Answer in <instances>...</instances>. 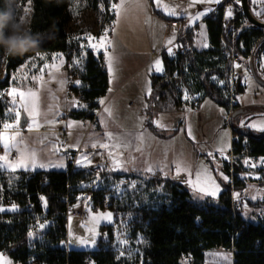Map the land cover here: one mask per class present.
<instances>
[{"label":"trees","instance_id":"16d2710c","mask_svg":"<svg viewBox=\"0 0 264 264\" xmlns=\"http://www.w3.org/2000/svg\"><path fill=\"white\" fill-rule=\"evenodd\" d=\"M20 1L21 6L16 11L18 19L28 0ZM73 3L74 0H32L29 26L38 44L24 56L7 59L0 48V64L4 58L7 71L6 79L0 82V91L10 85L12 73L32 58L42 54L62 53L66 60L65 68L69 70L68 64L81 56L82 48L79 42L72 41L67 30L72 20ZM93 3L96 7L98 2L94 0ZM8 6V0H0V11H7ZM249 7L252 10V0H249ZM106 9L108 13V4ZM154 11L162 16L157 9ZM110 20L112 24L113 12ZM204 24L209 49L195 50L194 32L183 33L182 52L175 56L163 52L161 57L164 73L151 77L152 92L146 99V123L157 136L170 138L178 133L177 128L169 134L163 133V129L154 125V119L160 114L183 107L184 90L187 88L192 93L202 94L201 98L193 101L192 107H198L204 99L209 98L227 112L230 111L227 97L229 64L221 56L222 35L242 58L251 54L264 55V28L251 25L242 12L235 20L229 22L224 33L221 31L220 17H207ZM249 66L255 78L260 81L256 69L253 68L254 64ZM214 78L224 81L225 87L218 85ZM108 79L103 55L87 51L83 73L79 77L78 86L74 88V93L84 106L79 110L73 108L69 114L71 118L96 121L101 108L98 101L108 93ZM236 87L240 94L245 90L240 80ZM5 111L6 106L0 102V116H3ZM237 111L236 109L233 112L229 126L225 124L231 128L233 135L238 137V140L233 142V153L243 152V141L247 138L250 143L249 154L254 158L263 157L264 133L251 134L240 128L235 117ZM236 162L233 165V176L230 162H224L219 169L217 164L212 165L216 177L221 180L223 190L217 198L203 196L201 201L195 199L192 189L173 176L166 177L159 171L138 176L145 180L147 191L159 189L161 192L160 195L155 196V192H152L146 196L148 202L141 197L138 199L135 194L129 201L131 206L125 204L120 207L122 212L131 217L129 225L132 235L140 234L145 241L142 246V264H186V256L191 257L193 264H205V253L213 250H233V264H264V226L257 220H243L240 212L234 216L230 195L231 181L225 182L219 176V170L223 171L229 179H233L236 190H247L255 180L243 177L240 174V163ZM30 172L32 177L28 178L27 174ZM112 176L119 180L129 178L116 174ZM129 179L131 180V177ZM106 181L105 178L104 184ZM93 182L92 174L85 170L71 172V165L65 170L14 173L0 170V206L14 202L18 208L15 212L0 213V253L7 255L16 264H85L88 258L92 260V264H131L118 259L113 249L104 247L102 240L98 241L95 251L72 250L64 246L68 232V204L76 205L78 196L84 193L81 187H90ZM103 185L96 191L88 192L93 210L108 209L115 213V207L106 199L108 189L102 188ZM39 193L43 195L46 206L43 208L39 204L36 212H30V206L37 202ZM136 199L138 203L135 205ZM262 204L263 201H249L251 206L260 207ZM45 222H50L48 228L33 239V226ZM109 228L111 227H104L110 232ZM240 230L242 232L238 234ZM110 236L112 239V234Z\"/></svg>","mask_w":264,"mask_h":264},{"label":"rangeland","instance_id":"374dc122","mask_svg":"<svg viewBox=\"0 0 264 264\" xmlns=\"http://www.w3.org/2000/svg\"><path fill=\"white\" fill-rule=\"evenodd\" d=\"M91 1L87 2L86 0H74L73 8L71 10L72 20L67 28L68 33L71 35V40L79 42L80 46L84 45V47H81V56L75 58V60L72 61L71 66L68 67L71 71H68V69H66L67 78L68 75L71 74L72 70L74 69V73L72 74L76 82L79 81V77L83 73V64L86 59V52L91 50L90 47H87L88 34H91L92 36H95L97 38V36H100V34L104 32L105 28H108V30L111 29L112 31L110 36H138L140 38L138 44L140 45L143 51H147V54L154 46L149 33V28L151 27V24L148 23L149 17L146 9L148 2L146 0H140V5H138L135 0H126L124 4V12L119 18L114 15V20L112 24L110 20L112 12L108 11L107 13L106 9L107 4L110 8L109 0H97L98 3L96 7L93 3L94 0ZM112 2H115V0H112ZM162 2L164 4H167L169 8H175L178 13L177 15L182 14L180 12V9L185 2L184 0H171V3H169V0H162ZM101 3L103 4V11L100 10ZM116 3H119V0H117ZM252 5V12L255 17L264 21V0H255V2L253 0ZM20 6L21 1L15 0V3L13 4V10L15 14ZM25 7L29 8L27 14H25L24 12ZM257 13H259V15H257ZM31 14L32 4L29 5L27 2L23 6V12L20 17H23L26 21L29 22ZM117 19L119 20L118 24L116 23ZM77 37H79L80 39H76ZM126 43L128 44V41H126ZM61 54L62 53L53 55H39L38 57H36V61L34 62L38 63L35 70L33 69V71L29 72L31 70L30 67H32V64H28L29 67H24V70L20 68L18 70V73L15 74L13 72L14 75L12 73L10 81L11 88L17 90V95L15 96L17 103L16 105L9 103L7 107L8 114L5 120L3 121L4 123H14L12 117L14 116L15 110H19L21 112V117L25 114L24 110L20 108L19 105V91H24L26 93L29 89H32L33 91H37L38 93L39 115L36 119L40 124V127L38 129L39 132L36 133L28 131L26 130V128L21 129L19 125V130L22 133V136L16 137L17 141L22 140V142L18 145L19 152L24 153L25 156L28 157L30 156L33 150L35 151L36 166L33 170L47 169L48 167H50V165H54L57 170H65L68 166L65 156V150L61 149L59 145L61 135L56 132V130H60L65 126V123L60 124L57 123L56 120L60 118H67V116L64 112L59 110L57 111L55 105H52L61 104V102L65 99V91L67 92V79L64 73L61 71H58V74H55V72L52 71V73L50 72V74H47L46 72L43 77V85H41L39 81L32 79L33 76L41 75L40 69L43 67L42 64H47L50 69L52 68V65L59 66L60 64H62L63 66H65L66 60L64 55ZM41 56H43V59L40 58ZM61 60H63V63H61ZM77 61H79V63H76ZM253 64V68L256 69V72L260 78L259 82L261 84L255 78L254 74L252 73V68L250 69V66L249 68L246 67L243 70L242 79H240V82L243 83L246 88L244 92L240 94L238 101L248 108L241 111H237L239 113L237 114L236 112L235 116L239 115L240 118H237V120H235L239 121V125H241V127L246 132L251 134H262L264 133V131L258 130V128L264 126V61H262L260 57H257L255 58ZM246 76L250 78L251 87H249V85L245 83ZM5 79L6 76L4 80ZM62 81L63 85L61 84ZM58 83L60 84V87L57 86ZM220 83L221 87H225L224 81H220ZM187 93H190L189 88H187ZM77 100H80V98L72 100L70 106L71 109L76 106L75 103ZM9 109H14V111L9 112ZM224 111L225 109L223 107H220L216 103H209L204 105L200 112L188 109L186 112L183 113V118H181V134L185 138V146L180 147V144H177V146L171 147L169 146V142H165L163 144L159 143L157 145L154 144V156L152 154V162H154V166L159 168L168 166L169 168H171L173 165L179 163L182 169L186 168L191 173V176H188L183 171H181V174L177 176L176 171L173 170L172 172V170L170 169L165 170L163 172L165 175L169 174V176H173L174 179L182 180L185 183V181L188 179H194L197 172L200 171L202 181L206 180L207 175L210 174L211 177L215 180L216 184L219 185L220 190L217 192V194L215 196H209L195 192L188 184L185 183L190 189L193 190V195L195 199L199 201H201L203 196L211 197L213 199L217 198L220 192L223 190L220 178L216 177L215 173H212L210 171V168L214 164V162L212 161L216 158V152H218L220 156H223L224 159H229V132L226 128L228 126L224 125ZM30 120L31 118H29V123ZM157 120H159L160 123L164 125V127L160 129H166L168 130L167 132H169L170 130L173 131L178 127L177 124L173 123L170 119L168 120L165 116L157 117L154 119V121ZM47 121H55V123H48ZM226 122L227 121L225 119V123ZM74 124V128L86 129V124H88V122L85 121V124L83 122H76ZM251 124H255L258 127H249L248 125ZM94 125L95 123L92 127H90L88 132H91V134L88 136L87 139H85V143L83 145L84 148L81 149L82 151L79 155L80 164L85 161L87 157L88 147L92 146L93 140H97V136H99V134L96 133L97 130L93 129ZM188 127L191 128L192 134L195 137L194 140L187 135L186 131H184ZM1 129L3 128L1 127ZM12 133L13 130L9 129L5 134L12 135ZM225 133L227 135H225ZM70 138H74L75 143H80L81 141H83V133L74 135L69 134L68 140ZM108 139L109 138L106 136L104 140L107 141ZM220 149H223L222 153ZM198 150H200L199 154ZM12 152L8 155L9 162L15 161L19 158L17 151H15L17 154V157L15 158L12 157ZM209 152H211L213 155H207V153ZM4 155L5 151L3 150V153L0 156ZM205 157L210 160L209 164L205 162ZM223 163L224 160L223 162L221 161L217 164L218 169L223 165ZM40 164H43L44 167H40ZM208 165H210V168ZM201 166H203L204 169H207V172L201 171ZM148 168L149 167L147 166L145 167V169ZM16 169L21 168L17 166ZM22 171L27 170L22 169ZM255 171L259 172V167H257ZM222 172H220L219 170V175L221 176V178L225 182L230 181L231 179H229L225 174L221 175ZM115 174L117 176L119 175V173ZM224 177H227V180H225ZM105 178L107 181L102 188L108 189L109 193L106 195V199L111 201V204L115 207L116 212L114 213L108 209L94 211L92 207L93 203L88 192L98 190L99 186L96 185L95 182H93L90 187L83 185L81 189L84 193L78 196V202L75 205L74 209L84 211L85 219L81 221L80 219L74 216H70L68 218L67 240L64 246H68L72 250L95 251L98 248V241L102 240L104 247H110L111 249H113L118 259L128 261L131 264H142V246H144L145 241L143 239V236L140 234H137L136 236L132 235L129 225V220L131 219V217L126 212H122L120 207L125 204L127 206H131V203L129 201L135 194L138 195V199L139 197H141L144 201L148 202V197L146 198V196H149L150 194H152V192H155V196L156 194L160 195L161 192L159 191V189H157L156 191H154L153 189L147 191L145 180L135 176H131V182L128 184L123 183L122 180H119L112 175L110 177L106 175ZM252 180L256 179L253 178ZM201 186H204V184L202 183ZM207 187L209 191L213 190L210 183ZM138 199L134 201L135 205L138 203ZM246 208L248 209V206ZM109 214L110 218H107ZM123 216L125 217L122 218ZM243 217H248L246 212L243 213ZM49 224L50 222L36 223L32 228L31 237L33 239L39 237L41 232L48 228ZM104 227H111L109 228L110 232L104 229ZM110 234H112V239ZM81 241H83V243ZM121 241H127V243H121ZM122 251L124 255L120 254ZM224 256H227L228 260H224ZM3 257L7 261H10L11 264H16L7 255L3 254ZM208 264H232V257L228 253L211 251L208 254Z\"/></svg>","mask_w":264,"mask_h":264},{"label":"crops","instance_id":"0c3cea01","mask_svg":"<svg viewBox=\"0 0 264 264\" xmlns=\"http://www.w3.org/2000/svg\"><path fill=\"white\" fill-rule=\"evenodd\" d=\"M148 2L147 4V14L148 17L151 19V27L149 28L150 38L154 44L153 48L149 51L147 54V51H143L138 42L140 41V38L138 36H110L111 29L109 30V36L113 41V55L117 59H115V72H116V79L112 81L110 85V76L108 74V82L109 87H112V91L107 93V95L101 99L105 100L104 104H101V108L97 113V118L95 121V125L93 129H96V133L99 134L97 136V140H93L92 146H89L87 149V157L85 161H83L81 164L79 163V157H78V168H84L86 166H89L90 164H93L98 161H108L113 168L112 174L119 173V175H123L125 177H131V176H145L147 174H154L157 171L161 172L164 176L170 177L169 174L165 175L163 172L165 170H175V165H173L171 168L167 167H156L153 165L154 162H152V154L154 144L157 145L159 143H165L169 142V146H177V144H180V147L185 146V138L181 134V128H182V120L183 113L186 112L188 109L200 112L204 105L206 104H213L211 99L206 98L204 101L198 106V107H192L193 101H196V99H199L202 97L201 93H195L190 92L187 93V89L184 90V106L166 114H160L158 117L165 116L168 120L170 119L173 123L177 124L178 127V133L170 138H163L160 136H157L154 134L148 127L146 123V109L145 105H147L146 99L150 96L146 94V82L150 81V87L152 92V84H151V77L153 75H162L164 73V64L162 61V53L166 52L170 56H175L176 54L182 52V46L179 42H177L178 37L186 32H193L195 29L200 30V34H195V43L194 48L197 51H204L209 49V40L206 33L205 28V20L209 16V13L212 11V9L217 6L219 3L215 2V0H184V4L181 6L180 12L181 15L177 16H168L164 14V12L160 11V9L154 5L153 0H146ZM117 2V0H115ZM253 2V0H252ZM150 3V4H149ZM253 8V5H252ZM154 9H157L162 16L155 13ZM253 10V9H252ZM199 19H195V17L199 14ZM170 21H180L181 24L179 27H171L168 26V23ZM113 23V22H112ZM101 33L100 35H102ZM100 36H97L96 41L93 43H96L98 41ZM171 40V43L169 41ZM128 41V44L126 43ZM94 54H96L92 49L90 50ZM103 55L104 60V66L106 68V58L103 54V52L99 53ZM63 55V54H61ZM98 55V54H96ZM159 60L161 62L160 67L162 68L161 71H153L149 73V67L156 61ZM36 61V58H32L28 60L25 64L20 66L14 73H18V70L25 69L24 67L28 66V64H32L31 71L37 67L38 63H34ZM66 62V61H65ZM42 68L40 69L43 71V77L46 74H50V72H55V74H58V71L63 72L66 79L67 78V70L65 66L60 64L59 70L50 68H45V64H42ZM29 67V66H28ZM249 68V65L247 66ZM246 68V67H245ZM251 69V67H250ZM22 70V71H23ZM69 71V70H68ZM5 73L3 77H1L2 73ZM21 72V71H20ZM51 72V73H52ZM13 73V75H14ZM243 73V72H242ZM253 73V72H252ZM30 74V73H29ZM5 76L7 77V71H6V65L4 58L1 61L0 64V82L4 81ZM216 78H214L215 80ZM242 79V75L241 78ZM11 81V80H10ZM55 81V80H52ZM218 82V85H221L219 80H215V82ZM259 82V81H258ZM260 83V82H259ZM67 84V92L65 91V99L61 102V104H52L55 105L56 110L62 111L66 114L67 118H65V126L63 128L68 129V136L69 134H81L83 133V141L80 143H75L74 138L68 140L67 136V142L65 144V153L67 154L68 151H76L84 148L85 139L88 138V136L91 134V132H88L89 130L86 128L79 129L74 128V123L83 122L85 124V121L88 122V120H76L74 118L70 117V111L72 110L70 108L72 100L79 98L74 94L73 97L68 98V81L66 80ZM261 84V83H260ZM242 85L246 88V86L242 83ZM57 86L60 87V84L58 83ZM75 86H78V84L75 81ZM263 86V85H262ZM185 95L189 97V99H185ZM193 100V101H192ZM80 100H77L78 102ZM81 102V101H80ZM239 102V101H238ZM83 104V103H82ZM239 110H244L248 107H245L243 104L239 102ZM83 107V105H82ZM105 107H108L111 109L112 115L109 116L105 111ZM221 107V106H220ZM225 116H224V125L225 119L228 116V112L225 110ZM25 113V112H24ZM236 119L240 118L239 115L235 116ZM61 119V118H60ZM59 120V119H57ZM56 120V122H57ZM72 123V127H68L67 125L69 123ZM142 122V123H141ZM29 123V118H28ZM60 123V124H62ZM240 124V123H239ZM240 128L241 125H239ZM62 128V129H63ZM229 132V142H230V148H229V159H224L223 156H220L218 152H216V158L212 162L215 164H218L219 162H230L232 161V154H233V139L234 135L230 127H226ZM61 130V129H60ZM60 130H56L60 135ZM4 130L2 129L1 132ZM46 131V130H45ZM168 130L163 129V133L169 134L172 130L167 132ZM32 132L38 133L39 130H32ZM112 133V139H108L105 141L106 133ZM141 134H143V139H140ZM73 137V136H72ZM62 140V135H61ZM61 140L59 141V145L61 147ZM107 144L108 147L104 148L100 145ZM93 145H96L93 147ZM116 145H120V147H116ZM62 149V148H61ZM139 149V151H137ZM15 152V151H13ZM200 153V150H198V154ZM80 155V154H79ZM66 156V155H65ZM17 157V156H16ZM205 162L207 164L210 163V160L205 157ZM68 163V162H67ZM69 165V163H68ZM151 167L152 171H148L145 169V167ZM210 168V165H208ZM159 168V169H156ZM168 168V169H167ZM41 170H57L54 165H50L47 169H36V170H27V171H41ZM260 170H263V168H260ZM3 171V170H2ZM15 171H22V169H16ZM15 171H8V172H15ZM116 171V172H115ZM210 171L213 173L214 170L211 167ZM222 172V171H220ZM215 173V172H214ZM224 175V172H222ZM112 174H107L108 177H110ZM173 174V173H172ZM220 176V175H219ZM221 177V176H220ZM182 183L184 181L178 180ZM185 184V183H184ZM264 184L263 181L256 179L255 183L252 184L248 190H247V202L246 205L241 209L240 216L243 220L247 222H254L257 220V216L260 212V208L256 206L249 205V201L258 202L261 201V196H264V189L262 185ZM257 197V199H252V197ZM248 206V209L246 208ZM15 210H11L13 207L10 206H1L0 208L5 209L4 211H0V213L4 212H15L18 210L16 206ZM246 208V209H245ZM244 209V211H243ZM247 213V218L243 217V213ZM213 251H219L228 253L232 257V264L234 262V251L233 250H213ZM211 251H208L205 253V264H208V254Z\"/></svg>","mask_w":264,"mask_h":264},{"label":"built area","instance_id":"2783aa9c","mask_svg":"<svg viewBox=\"0 0 264 264\" xmlns=\"http://www.w3.org/2000/svg\"><path fill=\"white\" fill-rule=\"evenodd\" d=\"M229 9H231V12H232L231 16L228 15ZM241 12H242V0H240L239 4L236 3V0H220L219 4L215 6L212 9V11L209 13L208 17H220L222 20V25H221L222 30L221 31L222 33H224V31L228 27L229 22L235 20ZM180 24H181L180 21H170L168 23V26L179 27ZM193 32L196 35L200 34L199 29H195ZM181 39H182V35H180L177 39V42H179L180 45H181ZM221 42H222L221 56L224 57L228 61V64H229V89L227 91V97L230 103V111L228 112V116L226 117V121H227L226 125L229 126L230 118L233 112L239 108L238 99H239L240 93L237 91L236 86H237L238 81L241 78L242 72L245 69V67L250 65L255 60V58L260 57L261 60L264 61V55L257 56V55L251 54L245 58H242L236 53L234 46L226 40L224 35H222L221 37ZM237 64L240 65V67H236ZM70 66H71V63L68 64V67ZM73 70H72V73H74ZM72 73L68 75V79H67L68 81L67 97L68 98L73 97L75 94L74 93L75 79ZM11 91H12V88L10 85L3 88L0 91V102L6 106V111L4 115L0 116V122H3L8 114L7 107L9 103H11V100H12V95L9 94ZM75 104L76 106L74 107V109L79 110L82 108V103L80 101L76 102ZM62 122H65V118H61L57 120V123H62ZM94 123H95V119L92 121H88V124H86L87 129L89 130L90 127H92ZM1 131L2 129H0V132ZM60 133L62 135L61 148L65 149V144L67 142V136H68V129L63 128L60 130ZM237 140H238V137L234 136L233 142ZM243 149H244L243 152H241L240 154H235V153L232 154V161L230 163L232 165V170H231L232 176L234 175V172H235L233 165L237 163L236 161H239L240 167H241L240 174L243 177L251 178V179L253 178L257 179V177H259V180L264 182V164H261V159L264 158V156L254 158L249 154L250 143L247 138H245L243 141ZM2 153H3V148H0V155H2ZM79 154H80V149L74 152L68 151L66 154V160L69 163V165H71V172H74L76 170H85L86 172L93 175L94 182L96 185L98 186L103 185L105 182L106 175L109 173L112 174L113 172L112 165L108 161H98L84 168H78L77 163H78ZM16 156H17L16 152H12V157L15 158ZM246 160L249 161V164H245ZM252 164L256 166L255 167L250 166ZM257 167H259V170L260 168H263V170L256 172L255 169ZM27 177L31 178L32 173L31 172L28 173ZM230 181L232 185L230 189L232 211H233L234 216H237L238 213L241 211V209L246 205L247 190L246 189L236 190L234 188L233 179H231ZM122 182L125 184H128L131 182V180L129 178H126V179H123ZM42 184H43V181H42ZM262 187L264 189V184L262 185ZM237 194H239V198H237ZM261 201H263V204L259 207L260 212L257 216V221L262 226H264V199H261ZM39 204L43 208L46 206L45 199L41 193L38 194L37 202L30 206V212H36L37 205ZM7 206L13 207L16 205L14 202H8ZM74 207L75 205L72 206L68 204L67 218H69L70 216H74L80 219L81 221H83L85 219V212L82 210H75ZM241 232L242 230H240L238 234ZM67 248L69 249L68 246ZM184 262L186 264H193V260L189 256L184 257ZM92 263L93 262L90 258L85 260V264H92ZM33 264H38V263L34 262Z\"/></svg>","mask_w":264,"mask_h":264},{"label":"snow or ice","instance_id":"6c2138e0","mask_svg":"<svg viewBox=\"0 0 264 264\" xmlns=\"http://www.w3.org/2000/svg\"><path fill=\"white\" fill-rule=\"evenodd\" d=\"M32 2V0H28V4L30 5ZM126 0H119V3L116 2H112V0H109L110 3V8L109 11L113 12L114 15L116 17H120L122 15V13L124 12V4H125ZM135 2L140 5V0H135ZM215 2L219 3L220 0H215ZM255 2V0H254ZM153 3L156 5L157 8H159L162 12H164V14L168 15V16H176L178 13L176 11L175 8H169L167 6V4H164L162 2V0H153ZM169 3H171V0H169ZM236 3H240V0H236ZM100 10L103 11V4L101 3L100 5ZM29 11L28 7L24 8V12L25 14H27ZM203 13L197 15L195 17V19H199L200 15H202ZM228 15L231 16L232 12L231 9H229L228 11ZM257 15H259V13H257ZM23 19V17H21ZM116 23H119V20L117 19ZM148 23H151V19L149 18ZM115 30V29H113ZM76 39H80L79 37H77ZM88 39V45L87 47H90L96 54H99L101 52H103L105 58H106V68L108 71V74L110 76V85L112 83L113 80L116 79V72H115V57L113 55V41L109 36V30L108 28L104 29V32L102 35H100L98 41L96 43H93V41H96V37L92 36L91 34H88L87 36ZM169 43H171V40L169 41ZM81 47H84V45H81ZM39 55V54H38ZM41 59H43V56L40 57ZM61 63H63V60H61ZM76 63H79V61H77ZM161 62L159 60H156L150 67H149V73L153 72V71H161L162 68L160 67ZM49 66L47 64H45V68H48ZM236 67H240V65H236ZM52 69L55 70H59V67L57 65H52ZM52 69H49L50 71ZM33 80L39 81L41 83V85L44 84V79H43V71H41V75L40 76H33L32 77ZM77 84H79V81L76 82ZM245 83H247L249 85V87H251L250 84V78H248L247 76L245 77ZM61 84L63 85V81L61 82ZM113 89L110 86L108 91L111 92ZM10 95H13V100L11 101V103L13 105H16L17 100L15 99V96L17 95V90L16 89H12V91L9 93ZM146 94L150 95L151 94V87H150V81L146 82ZM19 95V105L20 108H22L25 112V118L26 120L28 118H31L30 123H26L25 128L28 131H32V130H38L40 127V124L37 121V116L39 115V111H38V93L37 91H33L32 89H29L26 93L24 91H19L18 93ZM185 99H189V97L187 95H185ZM100 104H104L105 100L104 99H100L98 101ZM75 103V102H74ZM145 107H147V105H145ZM14 109H9V112H13ZM104 111L111 116L112 112L111 109L108 107H105ZM14 120V123H4V122H0V127H2L5 131L4 132H0V148H3V150L5 151V155L4 156H0V170L3 171H15L16 167L19 166L21 169L23 170H32L34 169V167L36 166V154L35 151L33 150L30 154V156L26 157L24 153L19 152V148L18 145L19 143L22 142L21 141H17L16 137L18 136H22V133L19 130V125H20V118H21V112L19 110H15L14 112V116L12 117ZM48 123H55V121H47ZM142 123V122H141ZM154 124L156 127L158 128H163L164 125H162L160 123L159 120L154 121ZM68 127H72V123L70 122L68 125ZM249 127L252 128H257L258 126L255 124H251L248 125ZM12 129L13 133L12 135H6L5 133L7 132V130ZM258 130H262L264 131V126H261L258 128ZM184 131L187 132V135L191 138V139H195V137L192 134L191 128L188 127L187 129H185ZM109 139L112 138V133L108 132L105 134ZM225 135H227L225 133ZM140 139H143V134H141ZM96 145H93V147H95ZM101 147L107 148L108 145L107 144H102L100 145ZM116 147H120V145H116ZM12 151H17L18 153V159L12 162H9L8 160V155L12 152ZM137 151H139V149H137ZM221 153L223 152V149H220ZM207 155L212 156L213 154L211 152L207 153ZM27 161V162H26ZM245 164H249V161H245ZM261 164H264V158L261 159ZM40 167H44L43 164L39 165ZM252 167H255L256 165L252 164L250 165ZM148 171H152L151 167H149L147 169ZM175 171H176V175L179 176L181 174V171H183L186 175L191 176V173L188 169L181 168V165L179 163H177L175 165ZM201 171L203 172H207V169H204L203 166H201ZM221 175H223L221 173ZM225 180H227V177H224ZM257 179H259V177H257ZM186 184H188L195 192L197 193H202L205 195H209V196H215L217 194V192L220 190L219 185L216 184L215 180L211 177L210 174L207 175L206 180L202 181L201 180V172L198 171L196 176L194 177V179H188L185 181ZM204 184V186H201V184ZM210 183L211 187L213 190L209 191L208 190V184ZM237 198H239V194H237ZM261 199H264V196L260 197ZM252 199H257V197H252ZM5 209L0 208V211H4ZM11 210H15V207L13 206V208ZM107 218H110V214ZM83 243V241H81ZM138 242H142V241H138ZM121 243H127V241H121ZM121 255H124L123 251L120 253ZM224 260H228L227 256L223 257ZM0 264H11L10 261H7L4 257L3 254H0Z\"/></svg>","mask_w":264,"mask_h":264},{"label":"clouds","instance_id":"9594fccd","mask_svg":"<svg viewBox=\"0 0 264 264\" xmlns=\"http://www.w3.org/2000/svg\"><path fill=\"white\" fill-rule=\"evenodd\" d=\"M8 3V10L0 11V48L3 49L5 59L24 56L38 44L31 33L29 22L17 18L13 10L15 0H8Z\"/></svg>","mask_w":264,"mask_h":264},{"label":"water","instance_id":"95a60500","mask_svg":"<svg viewBox=\"0 0 264 264\" xmlns=\"http://www.w3.org/2000/svg\"><path fill=\"white\" fill-rule=\"evenodd\" d=\"M242 13L246 17V20L253 26L264 28V21L258 19L253 14L251 8L249 7V0H242ZM255 55V54H254ZM254 63V61L252 62ZM28 123V119L26 120L25 114L21 117L20 120V128L25 129V125Z\"/></svg>","mask_w":264,"mask_h":264},{"label":"bare ground","instance_id":"6f19581e","mask_svg":"<svg viewBox=\"0 0 264 264\" xmlns=\"http://www.w3.org/2000/svg\"><path fill=\"white\" fill-rule=\"evenodd\" d=\"M5 75V73L3 72L2 74H1V77H3Z\"/></svg>","mask_w":264,"mask_h":264}]
</instances>
